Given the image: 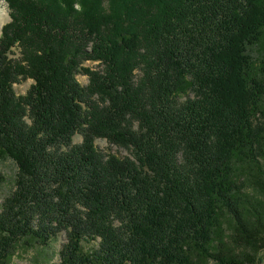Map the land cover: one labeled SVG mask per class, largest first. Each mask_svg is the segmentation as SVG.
Here are the masks:
<instances>
[{
	"label": "trees",
	"instance_id": "trees-1",
	"mask_svg": "<svg viewBox=\"0 0 264 264\" xmlns=\"http://www.w3.org/2000/svg\"><path fill=\"white\" fill-rule=\"evenodd\" d=\"M9 8L0 264L61 233L57 264H264V0Z\"/></svg>",
	"mask_w": 264,
	"mask_h": 264
},
{
	"label": "rangeland",
	"instance_id": "rangeland-1",
	"mask_svg": "<svg viewBox=\"0 0 264 264\" xmlns=\"http://www.w3.org/2000/svg\"><path fill=\"white\" fill-rule=\"evenodd\" d=\"M10 18L9 0H0V37L3 25L6 24ZM13 52L15 56L18 55V49L14 48ZM84 65L95 69L100 68L96 62H85ZM76 77L82 85L88 82L87 76L84 74H77ZM32 82L31 79H25L14 84L15 92L18 95L25 94ZM73 141L74 143H79L81 141V136L76 134ZM95 144L97 148L104 153H112L119 157L129 155L128 150L111 145L105 139H96ZM16 171V164L10 158L4 156L0 157V207L3 199L13 190ZM65 242L66 236L64 233H61L57 238L52 239L47 247H41L39 244L18 247L8 264H57L59 263L58 251Z\"/></svg>",
	"mask_w": 264,
	"mask_h": 264
}]
</instances>
